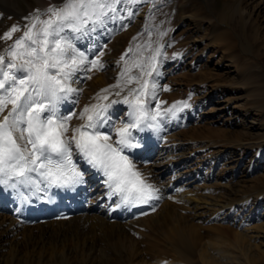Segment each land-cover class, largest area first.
<instances>
[{
    "label": "rangeland",
    "instance_id": "rangeland-1",
    "mask_svg": "<svg viewBox=\"0 0 264 264\" xmlns=\"http://www.w3.org/2000/svg\"><path fill=\"white\" fill-rule=\"evenodd\" d=\"M28 1L31 2V0ZM232 1L235 0H114L111 7L116 8L117 11L108 12L106 15H102L99 18L102 20V24L105 26L104 28L101 27L102 30H109L111 28V30L109 31H113V34H111L107 39H102L100 45L95 44V46L97 47L95 52L97 53L98 51V53L96 54L94 60L98 59L99 62H101V64L103 65V67H100V70H98V72H108V75L111 76L109 78V81H111L110 83H114V77L116 76L115 74L118 72V70H120V68H122L125 60L128 59L127 57L129 56L127 55L125 57V60L121 59L123 55L122 52L124 44L127 41H131L133 44L129 45V47L132 48L134 44L138 46L140 43H147L145 40L152 38L151 34H153V31L151 30V28L154 29L155 23L161 24L154 17H159L158 11H163L162 8L165 7L166 4L171 6L174 10L178 11L180 9V12H183V15L177 12L178 14H176V18L178 19H174V21H166L163 23V28L165 29H163L164 35L161 37V40L157 42L158 44H155L154 55H156L159 70V75L155 76V83L157 84V87L163 89V91L161 92L163 94L160 97L161 101L172 102L183 99V101L186 100V102L192 103L194 100L192 105L195 106V110L193 115L190 114L189 116H193L189 118V124L191 125L179 129L174 136V139L178 142L177 144L182 145L185 148V152L188 153L186 156L191 155V161H196L198 151L202 150L206 153H202V156L200 157H205V161H207L208 159H213L214 156H219L223 158V161L225 160V164L222 168H220L219 164H216L215 162L213 163V166L209 165V167H213V169L216 168L214 170V174H216L218 169L222 170L220 173V178L218 180H208L202 185L197 186V188H194V190L189 189L188 191H186L187 193L183 194V196L181 195L178 199L177 197L180 193L178 195L175 194L174 196L169 195L168 199L170 200L172 198H176V201L179 200L181 204L183 202V200L181 201V199H189L192 196V191H200L199 193H201V195L207 194L205 192H209L210 190H216L215 192L219 193V189L222 190L225 187L224 189L227 193L228 190H232V188H234V185L239 183L240 185L238 186V198L242 199L238 200L237 198L233 203H226V206H224L225 208L222 207L224 210L220 211L221 213L218 211V219L216 218V216L214 217V214L216 215L217 213L209 210L210 208L207 204L203 205L205 206L203 207L204 209L199 208L197 210L196 213L199 215H197L196 218L193 216V211L187 210L185 208L181 209L180 207H176V210L178 214L181 212L180 215H186L188 217L187 220H190H188L189 222H194L196 228L197 226L198 228H202L203 226L213 227V225L211 226V224L214 223H221L223 226L229 227L232 226L228 230V232H226L228 233L226 234L228 235L226 236V244H221V247L223 249H226V264H250L248 262L249 259L250 261H253V263L251 262V264H264V227L260 229L254 228V226L261 224L264 226V194H260V190L262 188L264 189V180L263 182L259 181V179L262 177L264 179V117L253 108L251 97L247 95V88L240 84V67L236 66L237 63H243L242 65H251L252 63H255V70L259 72L261 71V73L264 74V0H241L244 3H242L235 14L233 13L234 15L229 14V17L226 20V10L224 9L228 8L232 4ZM61 3L62 0H53L50 6L59 7ZM181 6L183 8V11L181 9ZM198 7H201L202 9H197ZM46 10L39 12L41 20L48 18V13ZM125 10L127 12L126 15L123 14ZM200 10H202L203 13L200 14ZM26 13L27 15L22 17H16L12 13L7 14V21L5 20L2 24V26L4 27L0 26V36H3V34L7 32L13 25L19 26V31L12 34L13 40L9 39L8 41L0 39V54L6 53L8 48L13 44L14 40L17 37L23 35L24 26L30 23V19L26 18H30L36 15V11L29 10ZM96 15V13H93V19L88 21V23L83 24L79 29L82 32L87 31L89 33H94L96 30H98L97 28H95V25L98 22V20L96 19ZM171 15V12L168 13L169 17H171ZM240 15L243 16V22H245L244 26L246 25L247 27H256V31H249V29L243 31L241 28V23L238 21ZM134 16H136L137 20L136 28L129 32V34L125 35L123 40L120 41L121 44L118 46L119 49L116 51L113 45L115 42H118L117 37L124 31L121 26L125 23V20L127 18H133ZM114 23L118 24V26ZM219 23L222 26L225 25L223 26V28H225L227 24L233 30L231 47L229 48H227V46L225 48L224 45H221V42L218 43V41H214V37L220 30L214 29L215 27H218ZM164 25L167 27H164ZM249 32H251L252 34L254 33V41H251V39L250 41H245L244 38L249 35ZM73 34L74 33L72 28H65L61 31L60 36H62V38L71 45L70 51L76 50L79 52L77 46H75V43L71 44V37ZM239 40L241 43H239ZM241 44H244L245 46H241ZM141 49L144 50L142 47ZM157 49L159 50L158 54L156 53ZM145 54H147V52H145ZM81 88L82 86L78 87L79 90ZM164 88H167L168 90L165 91ZM89 92L91 91H86L84 92V94L87 96L89 95ZM69 96L71 98V93ZM187 96H190L192 99H189V97ZM80 100L78 101L79 109V104L85 103L83 97H81ZM155 102L152 101V103ZM181 107H183V104H181ZM78 112L79 110L77 111V113ZM186 114L180 115L186 117ZM170 127L171 126H169L168 128ZM205 127L207 130L206 133L198 135L196 131V135L188 139H185L183 135L189 129L195 128L201 130V128L204 129ZM178 128H180V125L178 126ZM208 129L212 131L219 129L225 131L239 130L240 136L232 139L224 138L221 135H218L219 133L216 134L219 131H217L216 133H210ZM164 137L167 138V135L164 134ZM168 144H172V141H168ZM189 147L191 149L190 151H188ZM172 151H174V153ZM166 154L169 159L170 157H174V160H179L183 155L177 147H173L171 150L167 149ZM197 161H200V159H197ZM171 165L166 166L164 162H160L155 165L158 171H154L155 167L148 168L153 169V172L157 173V175H159V178L161 179L162 175L165 174V168L167 169L166 173H171V169H174V171L178 170L176 168H172ZM210 172L211 170H209V173ZM178 174L180 175V173ZM155 175L156 174H151V177L153 176V178H155ZM192 176L194 177V172H188V174L186 175V179L188 180L192 178ZM174 177L175 175L169 178L170 180L172 179V183L176 181L173 179ZM159 178H155L156 180L154 179V181H156L157 183L160 182ZM201 182L202 180H197V183L201 184ZM163 183L167 185V183H165L164 181ZM254 184L258 185V187L260 186V190L251 189L250 186ZM263 189L261 191L264 192ZM229 192L228 194H230V196H227L233 198L231 191ZM187 195H189V198ZM241 201L242 203H244L241 204ZM193 204L194 203H192L191 205ZM229 208H232L233 210H230ZM225 210L227 211V213H229L227 217ZM157 212H159V209ZM162 215L163 213L160 214L157 219L162 221ZM200 220L202 221L200 222ZM224 220L228 221L230 224L228 223L229 225H226V222ZM197 221H199V223ZM223 222H225V224ZM104 226L106 228H104ZM102 227L103 230L105 229L104 232L109 235L111 230H119L122 228L123 230H126L128 228V225L125 222L120 223V225L116 223H112V225L105 224L102 225ZM34 228L36 227L30 228L31 235L38 232V229L36 228V231ZM98 230L99 227L96 224L90 222L88 224V231L90 232H82L84 234L83 236H85V242H90V240L93 239V232H99ZM106 230L109 232H107ZM234 231L240 232L243 238L247 237L246 240L243 239L235 242L234 234L230 233ZM27 232H29V230L24 232V234H26ZM78 232L76 231L74 233ZM143 232L144 233L141 235H134L133 233H129L131 237L132 235L134 236L131 238L127 235L117 236L119 232L116 231L113 234L115 236L113 238L115 243H112L109 248L113 247V245H116V247L118 248L119 245H117L116 239L121 243L123 241L124 245H121L119 249H116L115 255L112 258L119 257V255L120 257H122L123 255L126 256L128 252L132 251L134 253V256L136 257H134L135 259L133 260V263H137V260L139 258H137V256L139 253H141V251L143 252L144 249L145 251L146 249L155 250V248L158 246L156 245V247H154V242L150 241L149 243L148 240L150 239V237L154 239L153 236L156 234L152 233L151 231V233L149 231ZM200 232H203V229H201ZM231 235L232 237L228 239ZM8 238L11 240L9 241V243H12V241H14V243L17 242L18 245H20L18 243L19 240L22 239L20 235L16 237L12 235L8 236ZM205 239H203L202 241H205ZM22 242L23 241H21V243ZM229 243L231 245H229ZM241 243L243 244L241 245ZM149 245L150 248L148 247ZM195 245L198 248L195 249V255L191 256V259H194L195 256L197 258V249H199L198 253L201 254L202 248L200 244L195 243ZM190 247H192V250L193 248H195L194 245ZM240 247H242L243 250L239 249ZM135 248L138 250H136ZM250 248H252V250H250ZM241 250L246 252L245 255L241 254ZM45 252H47V249ZM2 253H5L6 255L8 254L7 252H5V250H2ZM136 253L137 256L135 255ZM41 255L43 256L44 252ZM47 256H49V253ZM157 256L156 258H158ZM167 256L170 258L172 256L171 252L167 254ZM233 256L235 257V259ZM80 258H78L73 264H76V262H79L80 260L83 261V259L85 260L83 262L80 261L78 264H98V258L94 260H88V257ZM153 261L155 262V260ZM182 261L183 260H181V262ZM195 261L197 264L206 263L204 260ZM154 262L148 261V264H153Z\"/></svg>",
    "mask_w": 264,
    "mask_h": 264
},
{
    "label": "snow or ice",
    "instance_id": "snow-or-ice-1",
    "mask_svg": "<svg viewBox=\"0 0 264 264\" xmlns=\"http://www.w3.org/2000/svg\"><path fill=\"white\" fill-rule=\"evenodd\" d=\"M114 0H62L59 7L50 6L47 19H40L39 10L24 26L23 35L17 37L6 53L0 54V185L15 189L17 185L32 184L40 191L39 183L45 186L67 187L82 182L83 173L74 162V154L84 163L105 177L104 183L109 196L120 197L116 207L121 205L148 204L156 199L154 189L146 183L125 149L139 148L133 143V129L157 127L158 119L176 115L180 108L188 107L187 102L177 101L171 108L156 110L148 108L149 98L155 96V76L159 75L156 55L148 58L147 64L136 62L133 67L140 69L138 76L129 74L125 67L121 75L126 77L125 86L134 81L136 87L128 88L123 104L128 105L126 121L121 127L102 132L108 127L110 118L106 113L112 104L95 103L85 106L79 117L83 123L71 128L69 121L75 113L60 116L57 104L67 94L76 91L69 83L74 73L86 59L82 54L70 51L60 33L65 28H79L93 19L117 11L111 7ZM19 31L13 25L0 39H12ZM159 50H156L158 54ZM7 57V59H6ZM121 59H124L122 56ZM92 68L103 65L99 60L91 62ZM120 88V83L109 86ZM109 89H102L97 100H108ZM167 91V88H164ZM123 91V89H121ZM121 91L115 92L116 96ZM162 103V102H161ZM10 105V107H9ZM74 146V147H73ZM35 173L39 180L30 174ZM19 211V209H18Z\"/></svg>",
    "mask_w": 264,
    "mask_h": 264
},
{
    "label": "bare ground",
    "instance_id": "bare-ground-1",
    "mask_svg": "<svg viewBox=\"0 0 264 264\" xmlns=\"http://www.w3.org/2000/svg\"><path fill=\"white\" fill-rule=\"evenodd\" d=\"M52 1L53 0H31V2H30L28 0H0V26L4 27V26H2V24L6 20L7 14L12 13L16 17H18V16L22 17V16H26L27 15L26 12H28L29 10H31V11L39 10V12H42V11L46 10L47 8H49V6L52 4ZM242 3H244V2H242L241 0H235V1H232V4L228 8L224 9V10H226V12H225L226 20L229 17V14L232 15L233 13L234 14L236 13V11L239 9V7L242 5ZM181 5H183V4H181ZM181 9L183 11L182 6H181ZM197 9H202V8L198 7ZM126 10L123 12V14H125V15L127 13ZM162 10L163 11H158V13H159L158 18L153 16L161 24L155 23L154 29L151 28V30L153 31V34H151L152 38L147 37V38H149V39L145 40L147 43H140L138 46H136L134 44V46H132V48H131L132 53L130 52L129 56L127 57L128 59H126L124 64H123V66H124L123 69L125 67H127L129 69V74H131V75L138 76L140 73V69L133 67L134 63L143 62V63L147 64L148 58L151 57L152 55H154L155 44H158L157 42L160 41L161 37L164 35L163 34V29H164L163 23L166 21H174V19H178V18H176V14H178L177 12H179V14L183 15V12H180V9L178 11L174 10L171 6H169L167 4L165 7L162 8ZM170 12L172 13L171 17L168 16V13H170ZM201 13H203L202 10H200V14ZM142 15H143V13H142ZM133 18H127L125 20V23L123 21L124 24L121 27L124 31L121 35H119L117 37L118 42H115L113 45V47L116 51L119 49L118 46L121 44L120 41L123 40L125 35L129 34V32H131L133 29L136 28V25H137L136 16H134ZM97 20H98V22L96 23L95 28H97L98 30H96L94 33L93 32L89 33L86 30H85L86 32H82L80 29L79 30L73 29L74 34L71 37V39H72L71 44L75 43V46H77V48L79 50V52L76 50L74 52L76 54H82V56L85 57L86 59L84 60V63L74 73H72V76H71L69 83H70L71 87L73 89H76L77 91L72 92L71 97H72V95L73 96H74V94L78 95L81 92L83 100L85 101V103L79 104V106H80L79 112L74 117V119L70 122L69 127L72 128V127L78 126L79 124L83 123V120L80 119L79 114L85 106H90V105L98 103V102L99 103H109L111 101H119L118 103L112 104V106L108 109V112L106 113V115L109 116L110 121H111L110 124L108 125V127H110L112 122L114 121V126L110 127V128L112 129V133L115 136L114 129L117 127H115L114 113L116 110L121 109V105L123 104V102L120 101V99H123V96L127 95L128 88L136 87L137 85L134 81L132 84L125 86L126 77L119 75V74L114 77L115 78L114 83L111 84L110 83L111 81H109V78L111 76L108 75V72L99 73L98 70H100V68H96V70H94L92 68L91 62L94 61V59L96 57L95 51H96L97 47L95 46V44L99 45V43H101L102 39H104V38L107 39L110 37L111 34H113V31H109V30H111V28L109 30H105V29L102 30L101 27L104 28L105 26L102 24L101 19H97ZM8 21H10V20H8ZM238 21L241 23V28L243 31H245L246 29H249V31L250 30L256 31V29H255L256 27H253V26L247 27L246 25H245L246 27L244 26L245 22H243V16L242 15L239 16ZM116 22H117V20H116ZM120 23H122V22H120ZM115 25L118 26V24H115ZM223 26H225V25H223ZM223 26L219 23L218 27H215L214 30H217V29L218 30L220 29V30L217 32V35L214 37V41H218V43L221 42L222 43L221 45H224L225 48H226V46H227V48H229V47H231L233 30L227 24H226L225 28H223ZM164 27H167V26L164 25ZM244 36H245V33H244ZM254 37H255L254 33L252 34L251 32H249V35L244 39H245V41H250V39H251V41L252 40L254 41L255 40ZM239 43H241L240 40H239ZM147 44H148V46H147ZM243 45L241 44V46H243ZM141 47L145 50V52H147V54H145L144 50H142ZM116 51H115V53H116ZM138 51H139V53H138ZM6 59H7V57H6ZM100 64H101V62H100ZM237 64H236V66L240 67L239 68V73H240L239 77L241 78L240 84L247 88V95L249 97H251L253 108L255 110H257L260 114H262V116L264 117V74L261 73V71L259 72V71L255 70L256 69L255 63L254 64L252 63L251 65L250 64L242 65L243 63H237ZM84 79H86V81H83ZM118 82L120 83L119 89H117V88L109 89V86L116 85ZM105 84H107V85H105ZM80 86H82V88L79 90L78 87H80ZM93 88H95V89H93ZM98 88L100 90H98ZM101 88L102 89H109L108 93L102 94V95L108 96L107 101H104V100L98 101L97 100V94L101 93V90H102ZM121 89H123V91H121ZM86 91L92 92L90 99H88V97H89L88 95L86 96L84 94V92H86ZM117 91H121V95L119 97L115 95V92H117ZM156 91H157V88L155 89V92ZM91 92H89V93H91ZM69 95H70V93L65 95L59 101V103L57 104V110L58 111L61 110L64 107V105H67L68 103H70L69 101H71V98ZM149 100H150V98H149ZM81 106H82V108H81ZM9 107H10V105H9ZM149 108L151 109L150 102H149ZM6 111L7 110H5V113H0V119H2L4 114H6ZM127 112H128V105H127L125 117L118 119L117 125L121 124L122 120L126 121ZM180 114H186V112L185 111L184 112L177 111L175 116H172L170 113L167 114L166 116H163L162 119H158V121L155 122V123H157V127L154 129L149 130L148 128H145L143 131H141L139 129H133L132 131L135 133H141V134H147L150 131V132L154 133L155 135L160 136L161 130L165 127L168 128L169 126H171V124L174 125L176 118ZM170 118H172V120H170ZM108 127H105V128H108ZM196 131H197L198 135H200L202 133H206L207 130H206V127L204 129L201 128V130L192 128V129L187 130L186 133L183 135H184L185 139L186 138L188 139V138H191L192 136H195ZM208 131H210V133H216L217 131H219L216 134L219 133L218 135H221L224 138H231L232 139V138H237L240 136L239 130H237V131L226 130L225 131V130L219 129V130L212 131V130L208 129ZM69 136H70V134H69ZM233 140H235V139H233ZM236 140H238V139H236ZM163 150H164V148L161 149V151H163ZM172 152L174 153V151H172ZM170 159H169V157H166V158L160 159V162H164L166 166L172 164L171 165L172 168L177 169L178 165H176L175 163H172V159H174V157H170ZM160 162H158V163H160ZM159 166H160V164H159ZM154 171H158V169L154 168ZM164 171L166 173L167 169L165 168ZM144 173L147 176L148 175L151 176V174H156L155 175L156 179L160 177L159 175H157V173L153 172V169H151V168H145ZM155 178H153V179H155ZM192 178H193V176H192ZM173 179L176 180L174 183H172L173 185H175L177 183V178L174 177ZM151 180H152V178H151ZM263 180H264L263 177L259 179L260 182L261 181L263 182ZM159 181L160 182H158V183L155 181V183H156L155 188H156L157 192L161 191L159 193V196L162 198V204L158 208L159 212H157L158 210H156L153 214L146 215V216L138 218L136 220L127 221L126 223L128 225V228L126 230L125 229L123 230V228L119 229V230H111L109 235L106 232H104L105 229L103 230L102 225H105V224L106 225H108V224L112 225V223H116V224L120 225L121 222H110L108 217L106 215L101 214L100 212H92V213H88L87 215H84V216H74V217L69 218L67 220H60V221H56V222H47L44 224H35L33 226H19V225H17L16 221H14V219H12L11 217L4 215V214H0V264H73L80 257H86V258L88 257L87 258L88 260H90V259L94 260V259L98 258V261H97L98 264H125V262H126V264H148V261L154 262L153 260H155V262H154L155 264H180L182 262L184 264H197L195 260H198V261L204 260L206 262L205 264H226V249H223L221 247V244H226V236H228V235H226V234H228L226 232H228V230L232 226L229 227V226H223L221 223H219V224L214 223V224H211V226L213 225V227L203 226L202 228H198V226H197V228H196V226L194 225V222L192 223V222H189L190 221L189 219H188L189 221L187 220L188 217L186 215L182 216V215H180L181 212L179 214L177 213L176 207H180L181 209L185 208L187 210L193 211V216L196 218L197 215H199L196 213L197 210L199 208L201 209V208L205 207L203 205L207 204V205H209L208 206L210 208L209 210L217 213L216 215L214 214V217L216 216V218H217L218 217V211L219 212L223 211L224 209L222 207L226 206V203H229V202L233 203L238 198V195H239L238 186L240 184L238 183V184L234 185L235 189L232 188V190H228V192L231 191L233 198L229 197L230 194H228V192L226 193V191L224 189L225 187H224L222 190H220L218 188L220 191L219 193L215 192L216 190L215 191L210 190L209 192H205L207 194L201 195V193H199L200 191L199 192L198 191H195V192L192 191V193H191L192 196L189 198V195H187L189 198L187 200L184 196L185 199H181V201L183 200V202L180 204V201L179 200L176 201V198H172L170 200L168 199L169 194H166V192H167L166 188H168V186L166 184H164L163 181L160 180V178H159ZM254 181H256V180H254ZM259 187L256 184L250 186V188L253 190L254 189L260 190ZM261 190H260V194L263 195L264 192ZM186 191H188V190H186ZM186 191L180 193L178 195L177 199L181 195L183 196V194L187 193ZM227 195H229V196H227ZM241 199L242 198H238V200H241ZM174 202H176V203H174ZM192 203H194V204L191 205ZM243 203L241 201V204H243ZM219 207H221V208H219ZM229 209L233 210L232 208H229ZM225 212H226V210H225ZM162 213H163V215H162L163 220L160 221L157 218ZM203 213H205V212H203ZM212 216H213V214H212ZM201 221L202 220H200V222ZM90 222L96 224L99 227V230H98L99 232H96V233L93 232L94 234L93 235L91 234L93 239H91L90 242H88V241L85 242V238H84L85 236H83L84 234L82 232L83 231H86L85 233L90 232V231H88V224ZM197 222L199 223V221H197ZM215 222H217V221H215ZM225 222H226V225L230 224L228 221H225ZM225 222H223V223L225 224ZM49 225H50V227H49ZM206 225H208V224H206ZM31 227H36L38 229V232L33 233V235H31L30 234L31 233V229H30ZM263 227L264 226L262 224L254 226L255 229H260ZM21 228H22V230H21ZM36 228H34V229L36 230ZM82 228H85V229H82ZM101 228H102V230H101ZM104 228H106V227L104 226ZM136 229H138V230H136ZM201 229H203V232H200ZM28 230H29V232L24 234V232H26ZM76 231L77 232L79 231V232L74 233ZM116 231L119 232V234H117V236L127 235L129 237H131L129 235V233L130 234L133 233L134 235H139V234L141 235L144 233L143 231H149V232L151 231L152 233H155L156 235L153 236L154 239H152V237H150V239L148 241H149V243H150V241L154 242V244H155L154 247H156V245L158 247H156L155 250L146 249V251H145V249H144V251L143 252L141 251V253H139L138 256L136 253L135 255L137 256V258L138 257L140 258V259L138 258L139 261L137 260V263H133V260L136 257L134 256V253L131 250H130L131 252H128L126 254V256L121 255L122 257H120V255H119V257L112 258L115 255L116 249H119L121 247V245L122 246L124 245L123 241L121 243L120 241H118L116 239V243H117V245H119L118 248L116 247V245L115 246L113 245V247L109 248V246L112 243H115L114 239H113L115 236L113 234ZM107 232H109V231H107ZM234 232H230V233L234 234L235 242L238 240H243V239L246 240L247 237L243 238L242 234L240 232H237V231H234ZM2 233H3V236H2ZM12 235H14V237L20 235V237L22 238L18 242L20 245H18L17 242L14 243V241H12V243H9V241H11V240L8 238V236H12ZM145 235H147V234H145ZM132 237H134V236L132 235ZM205 237H206V239H205ZM231 237H232V235L228 239H230ZM81 238H82V240H81ZM203 239H205V241H202ZM21 241H23V242L21 243ZM195 243L200 244V246L202 248L201 254L198 253L199 249H197V253H196L197 258L195 256L194 259H191V256L195 255V252H196L195 249L198 248L195 245ZM242 244L243 243H241V245ZM193 245L195 247V248H193L194 251L192 250V247H190ZM229 245H231V244L229 243ZM69 246H72V247H69ZM247 246H248V244H247ZM148 247L150 248V245ZM151 247H153V246H151ZM244 247H246V246H244ZM46 249H47V252H45ZM239 249H242V247H240ZM2 250H5V252H7L8 254L6 255L5 253H2ZM136 250H138V249H136ZM242 250H241V254L245 255L246 252L242 251ZM250 250H252V248H250ZM43 252H44V255L42 256L41 254H43ZM170 252H171L172 256L169 258L167 256V254H169ZM48 253H49V256H47ZM157 254H158V256H157ZM77 255H78V258H77ZM160 255H162V256H160ZM156 256L158 258H156ZM247 257H248V254H247ZM101 259H102V263H101ZM234 259H235V257H234ZM84 260L85 259H83V261ZM181 260H183V261L181 262ZM80 261H82V260H80ZM109 261H112V262H109ZM79 262H76V264H78ZM248 262L250 264H251V262L253 263V261H250V259L248 260Z\"/></svg>",
    "mask_w": 264,
    "mask_h": 264
}]
</instances>
